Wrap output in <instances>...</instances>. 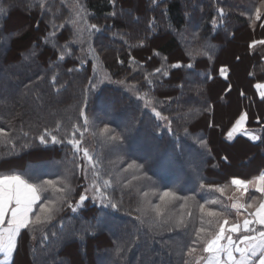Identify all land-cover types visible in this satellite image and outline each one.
Wrapping results in <instances>:
<instances>
[{"label": "trees", "instance_id": "16d2710c", "mask_svg": "<svg viewBox=\"0 0 264 264\" xmlns=\"http://www.w3.org/2000/svg\"><path fill=\"white\" fill-rule=\"evenodd\" d=\"M40 2L0 0V6L8 9L0 16V125L6 131L22 127L30 133L24 138L15 132L17 139L0 142V175H21L41 183L58 181L69 169L76 189L72 198L78 199L85 181L76 164L82 160L74 158L70 145L43 146L34 137L45 127H54L57 120L65 125L61 135L72 122L83 124L78 108L84 106V89L90 79L103 80L88 98L86 112L92 125L86 139L102 161L104 178L113 181L114 199L122 205L118 212L102 210L91 200L77 213L65 207L43 233L38 229L23 236L14 253L16 264H184L185 260L196 264V257L204 255L199 251L202 244L192 245L195 229L201 227L197 205L215 198L219 202L206 207L225 211L233 221L236 210L231 204L240 197L231 179H250L264 170V162L258 161L264 142L252 143L241 133L232 140L226 136L240 113L246 112L245 129L264 137V100L255 90L256 84L264 82V45L248 47L253 40H264L260 27L264 0H156L155 7L150 0H80L88 24H96L101 31H93L91 37L85 31L83 42L77 37L74 43L73 0H43L44 10ZM257 7L260 20L255 19ZM219 8L224 9L223 17ZM89 45L95 55L89 54ZM172 64L181 67L172 68ZM222 67L228 69L225 76L220 74ZM150 73L151 86L145 80ZM107 77L124 79L141 93L154 96L158 110L172 121V133L143 108L142 101L109 83ZM109 98L116 102L104 103ZM105 125L124 134L118 147L99 137L93 141L91 133ZM25 139L29 147H23ZM200 139L207 148L201 147ZM177 143L182 152L176 149ZM141 147L148 153H142ZM238 148L243 151L238 153ZM230 152L237 154L236 163ZM133 162L143 164L144 169L124 172ZM161 170L166 173L164 178ZM173 171L174 181L170 177ZM134 173L136 180L132 179ZM129 180L131 189H122L120 182ZM201 183L222 186L224 192L201 189ZM164 191L193 199L183 209L180 205L185 201H177L159 218L146 208L141 226L135 209L147 201L159 204ZM43 195L52 197L54 193ZM253 195L248 192L244 204ZM259 200L256 195V202ZM188 211H192L191 217ZM181 213L188 223L186 229L173 226ZM137 237L138 243H130ZM118 245L124 247L119 255ZM189 246L198 249L192 257L186 255Z\"/></svg>", "mask_w": 264, "mask_h": 264}, {"label": "snow or ice", "instance_id": "6c2138e0", "mask_svg": "<svg viewBox=\"0 0 264 264\" xmlns=\"http://www.w3.org/2000/svg\"><path fill=\"white\" fill-rule=\"evenodd\" d=\"M110 3H114V0H109ZM152 5L158 6L156 0H150ZM41 10L46 8L43 0L40 2ZM74 19L70 22L75 28L73 33L72 42H76V38L79 37L83 42V33L87 31L88 36L91 37L92 32L101 31L96 24H88L82 13L86 10L80 0H73ZM8 9L0 6V16L7 13ZM219 16L225 15L224 9H218ZM255 19H261L260 8L257 7L255 11ZM83 22V23H81ZM222 22V21H221ZM216 25V19H213V26ZM260 27L264 28V24ZM256 45H264V40H253L248 47L254 48ZM89 54L95 55V50L89 45ZM158 55V53H157ZM60 60L64 59V55L61 54ZM211 59V58H209ZM83 63V60H81ZM172 68H180V64H172ZM188 68L192 67V64L187 65ZM72 72L73 69H68ZM228 69L222 67L220 74L225 76ZM156 72H161V69H156ZM153 74L145 77L151 86L152 81L149 79ZM163 75L167 76L168 73L165 71ZM109 83L116 84L121 87L125 92L134 96L137 100L143 102V108L151 111L153 116L157 120L163 121L165 126L168 128L169 133H172V121L168 116L162 114L158 110L157 105L159 102L154 96L149 95L148 92L141 93L135 85H128L124 79L113 81L111 77H107ZM53 81H57V77H53ZM103 80L93 81L89 80V85L84 89V106L78 108L80 119L83 120V124L78 122H72L70 129L65 131L61 135V129L65 125L57 120L55 126L52 128L45 127L43 131L38 132L34 140H38L40 145L47 146L49 143L56 144H67L71 146V150L74 154V158H80L82 163L76 164V168L80 170V174L83 176L85 184L82 192L79 193L78 199L73 200L72 194L76 191L71 184V177L74 175L72 170L66 169L63 177L58 181L51 179L43 180L41 183L32 182L30 179H26L21 175H0V264H16L14 253L19 251V246L23 241L25 234L31 236L38 229L43 233L53 225V222L57 220L60 213L64 212L65 207L70 209L72 213H77L80 209L86 208L87 201L91 200L93 204H97L103 209H112L113 211L121 210V202H117L114 199L113 193L115 192V186L110 178H104V174L101 172L102 161L93 154V150L89 147L86 134L89 133L92 121L86 112L87 102L89 95L98 91L99 84L103 83ZM55 83L53 84V87ZM61 85V88H64ZM257 90L264 89V84H256ZM59 93V89H57ZM243 95V93H241ZM261 100H264V91H259ZM116 101L113 98H109L104 103L108 105L114 104ZM163 105H160L162 107ZM71 120V117H69ZM248 119V113L241 112L238 119L232 125L231 129L227 132V139L232 140L234 134L241 133L248 137L252 141L260 140L264 142V137L249 133L245 129V122ZM259 123V119L257 120ZM211 127V124L209 125ZM159 127V125H157ZM20 132L24 138L29 136V131L16 129L10 127L7 131L5 127L0 125V142L4 144L11 143L15 137L13 133ZM185 135H188L187 128L184 129ZM78 134V135H77ZM93 141L97 137L101 138L106 143L118 147L124 142V134L116 132L115 129L105 127L93 131L91 133ZM201 147L207 148V144L202 139L199 140ZM27 140L23 147H29ZM176 149L180 152L183 151L182 146L177 143ZM14 151V149H13ZM225 159H227L225 157ZM130 169L136 170V172L144 169L143 164H137L135 162L127 165L123 169L124 172H128ZM110 175V174H109ZM133 180L138 179V175L135 173L132 177ZM231 185L237 190H241V194L248 192L249 187L254 188L255 192L259 193L261 197H264V171L260 172L252 180H245L240 178H232L230 181ZM122 189H131L132 181L129 180L127 183L120 182ZM208 188L211 191L220 192L223 194L224 187L217 185H205L200 184L201 189ZM53 192L52 197L44 196L45 192ZM144 197L148 196L147 192L143 193ZM160 203L152 204L151 201H147L146 205L137 207L135 211L139 212L140 215L136 216L135 219L141 226L144 225V217L146 215V208L155 214L156 218L165 215L166 210L169 206H175V203L179 200H184L185 204L180 205L183 209L190 197L178 196L175 191H164L160 194ZM256 197L251 198V202L246 204L232 203L231 208L236 210V215L240 216L241 209L247 212V215L241 221H230L226 212L223 210H214L207 208L208 204H217L219 201L215 198L205 200L204 203H199L198 209L201 214L200 224L201 227L195 229V239L192 241V245L197 243L202 244V248L199 249L204 254L196 257V264H264V199L259 200L258 205L256 204ZM248 209H254L248 211ZM192 211L187 212V216L191 217ZM204 217H208L207 220ZM97 217H94L96 219ZM62 219V217H61ZM207 225L205 227L204 225ZM177 229H186L188 226L185 220L184 214L181 213L174 222L173 225ZM172 229H169L171 231ZM139 231V230H137ZM52 235H57L53 232ZM19 238V241H18ZM43 239L47 240L48 236L43 235ZM139 242V237L132 240L130 243L136 244ZM124 251L122 245L117 246V255ZM198 251L197 247L189 246L186 255L192 257L194 253ZM184 264H189L188 260L184 261Z\"/></svg>", "mask_w": 264, "mask_h": 264}, {"label": "crops", "instance_id": "0c3cea01", "mask_svg": "<svg viewBox=\"0 0 264 264\" xmlns=\"http://www.w3.org/2000/svg\"><path fill=\"white\" fill-rule=\"evenodd\" d=\"M261 84H264V82L263 83H261ZM255 90H256V92H257V94H258V96H259V98H260V95H259V91H264V89H262V90H257L256 89V87H255ZM245 127V126H244ZM244 137H246L247 139H248V137L247 136H245V135H243ZM250 142H252V143H255L254 141H252V140H250V139H248ZM264 171V170H263ZM259 175V173L258 174H255V176H253L252 178H247V179H245V178H242V177H236V178H240V179H245V180H252V179H254L256 176H258ZM252 192L254 195H253V197H256V195H257V199H264V197H261V195L259 194V193H257V192H255V190H254V188H252L251 186L249 187V189H248V192ZM247 192V193H248ZM236 193L239 195V197H240V199H238L237 201H235V203H239V204H244V200H245V196L247 195V193H245V194H241V190H237L236 189ZM238 197V198H239ZM248 202H251V198L249 199V201ZM256 202V201H255ZM234 203V202H233ZM256 204L258 205V203L256 202ZM250 211H253L254 209H249ZM241 211V215L239 216V221H241L242 222V219L244 218V216H246L247 214V212H245L243 209H241L240 210ZM3 257H2V255H0V259H2Z\"/></svg>", "mask_w": 264, "mask_h": 264}, {"label": "rangeland", "instance_id": "374dc122", "mask_svg": "<svg viewBox=\"0 0 264 264\" xmlns=\"http://www.w3.org/2000/svg\"><path fill=\"white\" fill-rule=\"evenodd\" d=\"M230 62V61H229ZM234 64V66H236V64L235 63H233ZM150 149L149 150H151L152 152H154L153 150V148H151V147H149ZM133 149V147H130V150H132ZM141 149H143V150H141L142 151V153L144 152V151H146L147 153H148V150H146V148H143V147H141ZM150 151V152H151ZM237 151V150H236ZM243 151V149H240V148H238V153H240V152H242ZM149 152V153H150ZM231 154H233L234 156H233V158H232V161L234 162V163H236V153L235 152H230ZM149 156H151L150 154H149ZM155 156H160V155H155ZM159 159L161 160V159H163L162 157L160 158L159 157ZM258 161H261L260 163H262V162H264V153H262V154H260L259 153V160ZM259 162H258V164H260ZM263 164V163H262ZM175 173H176V171H173L172 173H171V175H170V177H171V180L172 181H174V177L173 176H175ZM159 174H160V177L161 178H164L165 176H166V173H165V171L164 170H161L160 172H159ZM247 214V213H246ZM235 219L233 220V221H239V216H237L236 215V211H235ZM204 255H207V254H204ZM105 261V260H104ZM104 261L102 260V262L104 263ZM201 264H202V262H201Z\"/></svg>", "mask_w": 264, "mask_h": 264}]
</instances>
